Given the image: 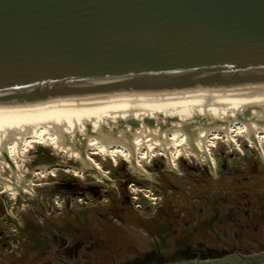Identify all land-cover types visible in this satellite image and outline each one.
I'll use <instances>...</instances> for the list:
<instances>
[{
  "label": "rangeland",
  "instance_id": "rangeland-1",
  "mask_svg": "<svg viewBox=\"0 0 264 264\" xmlns=\"http://www.w3.org/2000/svg\"><path fill=\"white\" fill-rule=\"evenodd\" d=\"M234 136V145L222 134L211 137L210 163L177 150L170 165L156 151L139 157L147 173L141 175L122 152H95L108 183L61 165L36 170L28 194L13 198L0 185V264H65L55 257L59 248L57 255L73 264H141L148 255V264H163L264 251V139L259 149L239 130ZM46 147L26 149L19 162L26 178L33 168L65 160ZM0 176L11 178L10 168Z\"/></svg>",
  "mask_w": 264,
  "mask_h": 264
},
{
  "label": "water",
  "instance_id": "water-1",
  "mask_svg": "<svg viewBox=\"0 0 264 264\" xmlns=\"http://www.w3.org/2000/svg\"><path fill=\"white\" fill-rule=\"evenodd\" d=\"M254 84L264 0H0V105ZM163 264H264V251Z\"/></svg>",
  "mask_w": 264,
  "mask_h": 264
},
{
  "label": "bare ground",
  "instance_id": "bare-ground-1",
  "mask_svg": "<svg viewBox=\"0 0 264 264\" xmlns=\"http://www.w3.org/2000/svg\"><path fill=\"white\" fill-rule=\"evenodd\" d=\"M236 130L261 148L264 84L4 104L0 105V169L10 168L12 179L0 176V184L13 198L28 194L36 170L46 172L61 165L107 182L91 156L95 152L104 158L122 152L141 175L147 173L139 157L156 151L164 153L168 162L173 161L174 151L181 150L210 163L211 137L222 134L234 145ZM34 144L51 147L65 160L33 168L31 177L26 178L19 171V162L27 158L25 151Z\"/></svg>",
  "mask_w": 264,
  "mask_h": 264
},
{
  "label": "trees",
  "instance_id": "trees-1",
  "mask_svg": "<svg viewBox=\"0 0 264 264\" xmlns=\"http://www.w3.org/2000/svg\"><path fill=\"white\" fill-rule=\"evenodd\" d=\"M255 216H257V218L258 217H262L263 216V214H256ZM150 256H152L153 257V255H150ZM219 255L218 254H214V253H210V254H201L200 255V257L201 258H209V257H218ZM152 257H149V255L147 256V257H145L144 258V260L142 259V261L140 262L141 264H148L149 262H150V259L152 258ZM138 261V260H137ZM137 263V262H136Z\"/></svg>",
  "mask_w": 264,
  "mask_h": 264
},
{
  "label": "flooded vegetation",
  "instance_id": "flooded-vegetation-1",
  "mask_svg": "<svg viewBox=\"0 0 264 264\" xmlns=\"http://www.w3.org/2000/svg\"><path fill=\"white\" fill-rule=\"evenodd\" d=\"M108 180H109V179H108ZM108 180H107L106 183L109 182ZM98 181H99V182H104V183H105V181H101V180H98ZM0 185H1V184H0ZM1 186H2V185H1ZM2 188H3V191H2V192H3V193H6V192H5V188H4V187H2ZM7 194H9V193H7ZM59 249H61V248H59ZM59 249H58V250H59ZM58 250H57V252L55 253V257H56L59 261H61V258H62V259H64V258H63V257H60V256L57 255ZM65 260H66V259H65ZM177 261H179V260H177ZM61 262H62V261H61Z\"/></svg>",
  "mask_w": 264,
  "mask_h": 264
}]
</instances>
